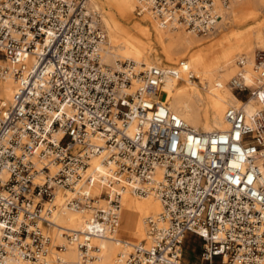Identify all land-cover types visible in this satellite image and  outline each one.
<instances>
[{"label":"built area","instance_id":"2783aa9c","mask_svg":"<svg viewBox=\"0 0 264 264\" xmlns=\"http://www.w3.org/2000/svg\"><path fill=\"white\" fill-rule=\"evenodd\" d=\"M234 1L136 0L135 12L208 35ZM105 41L90 0H0V80L17 83L0 99V264H97L96 241L107 240L119 264H182L189 234L199 264H264V50L236 59L228 86L242 103L226 108L228 128L204 131L159 98L165 74L188 71L186 60L109 65ZM59 190L71 196L58 208ZM125 190L162 206L140 241L117 237ZM61 209L85 215L84 226L56 223Z\"/></svg>","mask_w":264,"mask_h":264},{"label":"bare ground","instance_id":"6f19581e","mask_svg":"<svg viewBox=\"0 0 264 264\" xmlns=\"http://www.w3.org/2000/svg\"><path fill=\"white\" fill-rule=\"evenodd\" d=\"M240 2L241 4H238ZM106 3H108V0H106ZM132 3L135 4L136 0H132ZM103 5L105 6V3ZM90 6L97 8L100 12L101 23L106 36L103 59L106 64L115 65L117 61L130 60L138 66L140 64L162 65L158 61H150L151 58H157L160 54L164 56L167 62L173 63L179 57H183L184 54L202 45L200 41L183 35L180 32L183 29L162 27L154 18L152 19L150 14L146 13L140 15L143 16L141 20L143 27L137 26L136 34L130 33V37H128L121 32L118 20L109 10L105 9L103 11L95 0H90ZM231 7L233 8V16L241 25L251 22L260 14H264V0L234 1ZM231 7L224 17L225 27L236 21L231 19V16L229 17ZM145 24L149 26L146 27ZM138 36L148 42L147 50H142L132 40V38H138ZM224 38V41H219L214 46L195 53L189 61L186 60L188 71H181L179 77L165 74L159 90L160 100L171 111L177 113L189 125L198 129L202 128L204 131L228 128V124L224 119V112L227 106L233 104V100L240 102L228 86V81L234 76L235 69V75L240 71L236 61L234 65L232 60L235 55L241 54V56H245L251 61L255 53L252 29L249 31L232 29L230 35ZM1 63H3V60L0 58ZM244 71L241 75L247 80L248 84H251L249 64ZM187 72H190L195 79L188 78ZM199 80L205 85L204 88L198 86L197 81ZM16 88L17 83L12 76L0 80L1 101L8 102ZM202 103L206 104L204 112L201 108ZM244 103L246 112H253L256 105L252 102ZM98 165L99 160L94 159L92 166L96 167ZM261 169L264 171L263 164H261ZM70 196V191L59 190L56 192L52 203L59 208ZM136 196L129 190H125L121 194V223L117 235L119 239H124L123 234H127L137 241L145 239V217L157 214L162 209L160 201L153 195L138 196V199L135 198ZM55 215V222L62 226L69 228H82L84 226L85 215L76 211L61 209ZM54 241L60 244L64 243V239L60 235H54ZM96 244L103 248L101 258L97 264H119L116 261V254L120 249L118 244L111 240L96 241ZM64 256L73 263L77 259V252L68 247Z\"/></svg>","mask_w":264,"mask_h":264},{"label":"rangeland","instance_id":"374dc122","mask_svg":"<svg viewBox=\"0 0 264 264\" xmlns=\"http://www.w3.org/2000/svg\"><path fill=\"white\" fill-rule=\"evenodd\" d=\"M112 1L113 0H108V4H111ZM238 4H241V2L238 3ZM229 13H230L229 14V17L231 16L230 17L231 19L236 20V18L233 16V8L232 7H231V10H230ZM136 19H138L140 22L142 20V18H138V17ZM152 19H153V17H152ZM254 19H253L254 21L252 20L251 22L246 23V24H243V25H241L240 23H238V21L236 20V21H234V23L230 24L228 27H224L223 29L219 30V33L216 32V33H212V34H208V35H200V34L194 35L193 33H190V32L187 33L186 30L184 31V29L183 30H180V32L183 35H186V36H188L190 38H194V39L200 41L202 45L199 48H196V49H194V50H192V51L184 54L183 57H179L173 63L167 62L166 59L164 58V56L162 54H160L159 56H157V58H154V57L151 58L150 61H158V63H161L164 66L175 65L181 59H184V60L189 61L194 56L195 53H198L199 51H202V50H206V49L214 46L219 41L220 42L221 41H224L225 40L224 37L229 36L230 33L232 32V29L238 30V31H249V30L252 29L253 34H254V45H255L254 46L255 47L254 51H257L259 49L260 50H264V29H263V27H264V24H263L264 23V14H260L259 16H257ZM145 25H146V27L149 26L148 24H145ZM142 49L143 50H147L148 49V43L147 44H144L143 47H142ZM239 56H241V54H237L233 58L232 61H233V64L234 65H235L236 59ZM122 61H124V60H122ZM235 73H236V69H235ZM235 73H234V75H235ZM199 81H197L198 86L204 88L205 85L202 84L201 80H199ZM233 94L237 97V99L240 102H238L236 100H233V104L230 105V106L240 105L242 103V101L240 100V98L235 93H233ZM227 107H229V106H227ZM201 108L203 109V112H204V110L206 108V104L205 103H202ZM200 129L203 130L202 128H200ZM137 197L138 196H136L135 198L138 199ZM55 218H56V215H55ZM123 238L124 239H128V240H131V241H137L136 239L130 238L127 234H123ZM199 244H200L199 243V239L197 237H195L194 235L189 234L186 237V239L184 241L183 256H182V259H181L182 264H199L200 263V254H199V251H198L199 250Z\"/></svg>","mask_w":264,"mask_h":264},{"label":"crops","instance_id":"0c3cea01","mask_svg":"<svg viewBox=\"0 0 264 264\" xmlns=\"http://www.w3.org/2000/svg\"><path fill=\"white\" fill-rule=\"evenodd\" d=\"M95 1L102 10L108 9L116 17L120 25V30L124 35L130 37V33L136 34L137 26L143 27L141 22L138 19H136L137 17L142 18L143 16H138L136 14L135 12L136 3L133 4L132 0H113L111 4L106 3V0H95ZM103 3H105V6L103 5ZM132 40L134 41L136 46H138L141 49L144 44L148 43L146 39L142 38L141 36H138V38H132Z\"/></svg>","mask_w":264,"mask_h":264}]
</instances>
